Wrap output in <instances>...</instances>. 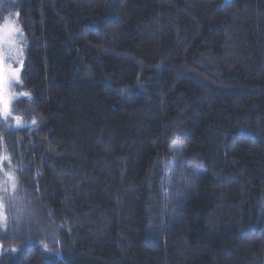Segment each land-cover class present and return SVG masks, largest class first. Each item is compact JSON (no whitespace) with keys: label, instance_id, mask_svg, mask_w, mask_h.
I'll use <instances>...</instances> for the list:
<instances>
[{"label":"trees","instance_id":"16d2710c","mask_svg":"<svg viewBox=\"0 0 264 264\" xmlns=\"http://www.w3.org/2000/svg\"><path fill=\"white\" fill-rule=\"evenodd\" d=\"M11 16L30 98L8 151L37 220L0 264H264V0H0Z\"/></svg>","mask_w":264,"mask_h":264},{"label":"rangeland","instance_id":"374dc122","mask_svg":"<svg viewBox=\"0 0 264 264\" xmlns=\"http://www.w3.org/2000/svg\"><path fill=\"white\" fill-rule=\"evenodd\" d=\"M5 24L17 31L11 37L5 31L4 40L0 42V58H2L5 67L15 71L21 69L22 55L18 54V49H22L23 54L24 38L14 16L6 17L0 23V28ZM20 73L21 71L19 77ZM19 85L20 83L15 82L14 79H6L4 85L6 93H25L17 90ZM21 97L25 96H18L11 101L9 105L11 115L7 119L0 115V215L6 218V227L4 222L0 221V237L6 232L16 231L24 226L26 228L28 225L34 226L37 220L33 206L21 190L18 177L15 174V159L8 151V142L13 134L12 130L17 128L15 119L17 116L13 113L14 103ZM9 177L14 179L15 188L12 187L13 180H10Z\"/></svg>","mask_w":264,"mask_h":264},{"label":"snow or ice","instance_id":"6c2138e0","mask_svg":"<svg viewBox=\"0 0 264 264\" xmlns=\"http://www.w3.org/2000/svg\"><path fill=\"white\" fill-rule=\"evenodd\" d=\"M6 34L11 37L17 30L11 28L8 24H5L2 28H0V42L4 40V35ZM18 54L22 55V49H18ZM22 65V62H21ZM21 69H16L15 71L11 70L10 68L5 67L2 58H0V115L4 117V119H7L8 116L11 115V111L9 108V105L12 100L18 98V96H29V93H6L5 90V80L14 79L17 83H22V80L19 77V72ZM17 123L16 127H24V123L22 122L20 117H15ZM36 123L35 119L32 121V124L34 125ZM10 180H13L12 187L15 188V182L12 177H9ZM0 221L4 222V225L6 227V218L0 215ZM46 247V246H45ZM13 251H16V249H13Z\"/></svg>","mask_w":264,"mask_h":264}]
</instances>
